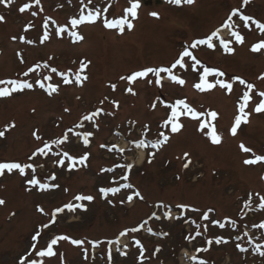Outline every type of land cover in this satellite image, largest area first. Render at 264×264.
I'll use <instances>...</instances> for the list:
<instances>
[{
  "label": "rangeland",
  "instance_id": "rangeland-1",
  "mask_svg": "<svg viewBox=\"0 0 264 264\" xmlns=\"http://www.w3.org/2000/svg\"><path fill=\"white\" fill-rule=\"evenodd\" d=\"M24 3L33 7L20 13L18 9ZM141 5L138 19L132 21L133 29L128 30L125 25L121 33L119 27L106 28L104 20L122 18L130 7L129 0H40L39 5L35 0H15L9 7L0 4V15L4 17L0 22V80H26L34 85L33 89L0 98V131L5 132L0 138V162L29 163L35 168V172L26 169L24 176L15 170L0 175V199L5 201L0 205V264H20L25 257V264H32L33 260L37 264H109V250L111 264H197L199 260L206 264H264V256L256 250V245L264 246V229L254 227L264 222V209L257 207L256 196H264V162L243 163L253 158V153L264 156V113L254 111L261 99L256 93L264 92V79L259 78L264 76V49L256 53L250 50L253 44L264 40V33L251 21L246 28L239 16L233 17L235 30L245 37L244 44L236 43L229 35L225 41H231V53L225 52L219 39L213 40L214 49L206 45L191 49L200 64L194 70L192 60L185 58L186 69H174L173 74L185 80L182 86L168 84L164 80L168 78L166 73L161 74L162 87L155 85L151 74L131 85L121 79L147 67H170L186 45L222 28L233 9L264 23V0H250L247 5L243 0H194L191 5L182 2L180 6L168 0H141ZM89 12L100 13L96 23L71 27L72 18ZM152 12L158 13V18L151 16ZM28 24L33 27L25 32ZM59 27L68 31L57 35ZM45 31L50 38L41 43ZM72 31L84 39L74 41ZM21 36L30 42H21ZM81 61L88 65L84 72L88 79L82 86L64 84L60 74L71 78L80 69ZM204 67L223 71L224 77L211 76L208 80L232 82L231 93L219 86L197 90L194 85L199 83ZM32 68L34 72L30 71ZM52 68L57 71L53 73ZM25 72L29 75L25 76ZM45 76L52 79L45 80ZM235 77L255 87L245 109L250 114L249 121L242 123L237 135L232 136L230 129L246 90ZM37 80L45 86H58V91L49 95L36 84ZM129 87L135 95L127 91ZM181 99L204 113L201 119L215 125L222 137L220 144H212L208 130L201 132L200 120L190 116L180 117L183 127L179 132L162 127L171 111L164 105ZM97 109L103 110L99 117L93 121L83 119ZM209 111L218 113L215 120L207 116ZM33 132L41 139H35ZM161 132L169 140L162 149L154 151L149 144L160 140ZM85 133H92L87 146L83 143ZM65 135L67 142L53 144L47 155L34 156L45 142L51 144ZM140 140H145L148 147L138 163L137 151L141 150L135 143ZM241 144L252 152H243ZM113 145L128 148V152L121 153ZM63 152L74 158L90 155L85 165L70 170V161L58 155ZM185 153L192 161L187 169L183 168ZM60 159L65 160L64 166L57 163ZM130 162V173L117 167ZM124 174L129 175L127 183L133 185L132 189L122 187L126 183L121 180ZM33 177L41 184L58 187L42 190L39 185L28 183ZM113 187L120 188L115 195L100 192L101 188ZM134 191H139L143 200L134 198L128 203L127 197ZM250 193L252 206L246 209L244 203ZM77 195L94 199L76 201ZM69 203L83 204L87 210L65 208L52 223L55 209ZM166 213H171L172 218H167ZM204 213H208V221L202 219ZM221 223L223 228L219 227ZM45 224L50 227L43 228ZM141 224L144 227L139 231L120 236ZM38 231L40 238L33 241ZM59 235L83 240L84 244L60 241L54 246L53 257L41 258L33 251L34 243L37 250H43ZM217 237L229 242L216 244ZM116 240L119 244H109ZM208 240L213 241L212 245H208ZM136 241L140 242L139 247ZM237 245L247 251L241 252ZM205 248L207 251H198ZM260 250L264 251V247Z\"/></svg>",
  "mask_w": 264,
  "mask_h": 264
},
{
  "label": "snow or ice",
  "instance_id": "snow-or-ice-1",
  "mask_svg": "<svg viewBox=\"0 0 264 264\" xmlns=\"http://www.w3.org/2000/svg\"><path fill=\"white\" fill-rule=\"evenodd\" d=\"M186 3L188 5H191L194 3V0H168V3H172V4H176V5H180L181 3ZM250 2V0H243V4L247 5ZM13 3H15V0H0V4H3L4 7H9L10 5H12ZM35 4L39 5L40 4V0H35ZM129 4L130 7H127L124 10V15L122 18L118 19V20H112V21H108L107 19L104 20V26L106 28H113V27H119L121 33L124 30V26H127L128 30H132L134 27V24L132 23V21L138 19V10L139 8L142 6L141 5V0H129ZM33 5L31 3H24L21 7H19L18 11L20 13H25L27 12L30 8H32ZM32 15L35 16L36 12L33 11ZM151 16L158 18V13L156 12H152L150 13ZM239 16V19L241 21H243L244 23V27H249V21H251V24L255 25L256 29H258L261 33H264V23L250 17L247 15H243L241 14L239 9H233L231 11V14L228 16L227 20L223 23L222 28H218L216 31L212 32L211 35L207 36V38L205 39H197L194 40L190 45H186L183 49V51L179 54L178 59H176V61L170 66V67H147L144 68L142 70H138V71H134L133 73H131L130 75H128L127 77H121V79H126L128 84H134L136 81L138 80H144L147 79L149 77V74H151L153 77H155L154 83L156 86H160L162 87V73H166L168 75V78L175 83L180 84L181 86L185 84V80L177 77L176 75H174V69L177 68V66H179L182 69H186L187 65H186V61L185 58H190L193 62V69H195V65H199L200 61L193 55L191 49H196L198 46H203L206 45L209 49H214L215 48V44L213 43L214 39H219L220 42V46L223 47V49L225 50V52L231 53L233 52V48L230 47L231 41H225L222 38H220V32L222 29H228L231 32V36L234 38V41L238 44H244L245 42V37L237 30H235V25L233 23L232 18ZM130 17V19H129ZM100 18V13L96 12V13H92L89 12L87 15H83L81 14L79 16V18H72L69 21V24L71 25V27L73 29L77 28L79 25L85 24V23H89V24H94L96 23V21ZM4 21V17L2 15H0V22ZM33 27L32 24H28L25 26L24 31L27 32L29 31V29H31ZM45 29H47V23H45L44 25ZM66 31H68V29L66 27H59L57 29V35L63 34ZM71 35L74 37V41H82L84 39V37L80 34H78L75 31L71 32ZM50 38V33L48 31H45L40 42L43 43L44 41L49 40ZM15 39V38H14ZM21 42H30V41H25V37L21 36L20 37ZM262 49H264V40L255 43L252 45L251 47V51L256 53V52H260ZM21 62H23V60L21 59ZM87 63H85L84 61H81L80 64V69L75 72L74 74H72L71 78L69 77L68 74H64L61 73L60 75L63 77V83L64 84H71V83H76L78 86H82V83L84 81H86L88 79L87 75L84 74L85 69L87 68ZM37 67H39V65H37ZM45 68L48 67L47 64L44 65ZM30 71L34 72L35 68L30 69ZM51 71L53 73H55L57 71L56 68H52ZM25 76L29 75V72H25L24 73ZM209 76H214V77H224L225 73L223 71H219L216 69H211L208 67H204L203 68V72L200 75V80L199 83H196L194 85V87L203 92V91H208V90H212L214 88H216L217 86H219L221 89H226L228 91V93H231L232 89H233V83L226 81V80H222V79H216L215 82H209L208 78ZM260 79H264V76L259 77ZM45 80H51L52 77L50 76H45L44 77ZM235 80L239 81L240 85H243L244 88L246 89L243 92V95L241 97V102L239 103L238 106V114L236 115L235 119H234V124L230 129V133L232 136H236L237 135V131L238 129L241 127L242 123H248L249 121V113L245 111L246 107L248 106V104L250 103V101L252 100V92L254 89V85L252 83H249L247 81H245L244 79L240 78V77H235ZM148 83H153L152 80H148ZM36 84H38V86L41 89H45L47 91V93L49 95H52L53 93H56L58 91V86L53 85L51 83H49L47 86H45V84L40 81L37 80ZM0 85H5L4 87H0V98L3 97H10L12 96L13 93H17V92H22L25 89H33L34 85L33 83H30L28 81H21V80H15V79H9V80H0ZM113 88V90H115V85L111 86ZM127 91L133 95H135V92L133 91V89L131 87H129L127 89ZM257 96L261 97V99L259 100L258 104L255 106L254 111L256 113H264V92H257L256 93ZM159 99V98H157ZM115 104L116 107H118V103L113 102ZM155 104L152 105L153 108H155ZM165 107L170 108V114L168 116V118L164 121L162 127H170V131L172 133H176L179 132L182 127L183 124L180 123V117L181 116H190L192 119L194 120H200V124H199V130L201 132H204L205 129H207V135L211 141L212 144L214 145H218L222 142V137L218 134L216 127L214 124L211 123L210 120L207 119H201L202 116H204V113H200L197 112L194 108H192L191 106H189V104H187L185 102V100H177L175 101L174 104H166L164 105ZM65 111H68L67 109H65ZM102 109H97L95 111H93L92 113H90L89 115H86L83 117L84 120L86 121H93L94 118L99 117L102 114ZM207 116L211 117V120H215L218 116V113L215 111H209L207 113ZM12 127H14V125H12ZM77 127H82V124H78ZM147 129L148 126L145 125V135H147ZM71 131V129L69 130ZM5 135L4 131H0V138H2ZM92 133H85L83 135V143L85 146H87L90 142L89 138L91 137ZM118 135V133H117ZM33 136L35 137V139L40 140L41 137L36 133L33 132ZM160 136L163 138L162 140H158L157 142L153 143L151 145L152 148H157L159 145L167 143V141L169 140V137L167 135H165L164 132L160 133ZM68 137L67 135L63 136V138L61 139H56L54 141H52L51 144H49L48 142H45L43 147H40L37 150V153H34V156L36 154L39 155H47L48 151H51L52 145H56L59 146L65 142H67ZM101 147H105L104 145H101ZM135 147L136 148H145L148 147L147 143L145 142V140H140L138 142L135 143ZM112 148H116L117 151H120L121 153L124 151L123 149H119L117 148V146L113 145ZM240 148L242 149L243 152L245 153H251L252 149L245 147L243 144L240 145ZM47 150V151H46ZM112 149H109V151H111ZM58 155H62L64 158H66L68 161H70V165H69V169L71 170L72 168H75L76 165H85L86 161L89 159V153H85L83 156L79 157V158H74L71 155H69V153L67 152H63L62 154H58ZM150 155H154V153L150 154ZM31 158V157H30ZM184 159H185V163L183 164V168L187 169L192 161L189 158V154L185 153L184 154ZM264 162V156L261 155H255L253 153V158L250 159H245L243 161V163L245 165H255L257 163H262ZM57 163L60 166H64L65 160L64 159H60L57 161ZM149 163H151V159H149ZM117 167H123L127 169V172L130 173L131 169L133 167V165L128 164V165H117ZM26 169H31L32 172H35V168L32 164L29 163H19V162H0V175H3L5 173V171H7L8 173L15 171H18L19 174L21 176H24L26 174ZM56 176L55 174L52 175L51 180H55ZM121 180L126 181V183H124L122 185L123 188L125 189H132L133 185L131 183H127V181L129 180V175L128 174H124L121 176ZM28 183L32 186H37L39 185V187L42 190L48 189L49 187H58V185H49V184H41L35 177L31 178L28 180ZM120 191L119 187H113V188H101L100 192L103 194H107L109 192H111L113 195H115L116 193H118ZM256 196L259 198V203L257 205V207L259 209H264V196L260 195L259 193L256 194ZM134 198H139L141 200H143V196L139 191H134L131 195H129L127 197V202L131 203L133 201ZM94 199V197L92 196H85V195H77L75 197L76 201H89L91 202ZM5 201L0 199V205H4ZM252 206V194H249V199L248 201H246L244 203V208L246 209H250ZM177 207H180L182 209L187 210L188 206L187 205H178ZM67 208L68 211H75L76 208H80L81 210L86 211L87 209L84 207L83 204H72L69 203L67 205H65L62 208H57L55 209V211L53 212L52 216V223H55V217L58 213H61L64 211V209ZM38 211L43 212V209H38ZM191 211H197V209H191ZM211 211V210H209ZM167 218L171 219V213H166ZM157 219H159V217H156ZM178 219L180 217H177ZM202 219L205 221L209 220V216L208 213H204L202 216ZM144 223H147V221H145ZM225 225L223 223L219 224L220 228H223ZM43 228H48L50 227L49 224H45L42 226ZM144 225L141 224L138 227H133L130 229H127L124 232L120 233L121 237L127 236L129 232H137L139 231L141 228H143ZM254 227L259 228V229H264V222L258 224V225H254ZM149 232H151V229H148ZM205 231H207V226H205ZM201 233L199 231L196 232V236H199ZM41 233L38 231L33 237V241H38L40 238ZM164 235H167L166 233ZM245 235H247V232H245ZM192 239H195V237H192ZM65 240H70V242L74 245L77 246H81L84 244L83 240H76V239H71L70 237L66 236V235H59L56 236L55 238L51 239L50 242L47 244L46 248H44L43 250H37V246L34 243L32 245V249L33 251L36 252V255L43 258V257H53L56 255V252L54 251V246L58 244V242L60 241H65ZM228 240H225L223 237H217L215 239V243L216 244H221V243H228ZM136 245L139 247L140 246V242L136 241L135 242ZM208 245H212L213 241L212 240H208L207 241ZM109 244H119V240L116 241H109ZM95 243H93V247H95ZM237 247L240 249L241 252H245L247 251L246 248H242L240 247V245H237ZM261 245H256V250L259 252V254L261 256H264V251H261ZM119 251V249H118ZM198 251H207V249H198ZM121 255H125L126 253L121 252ZM29 255H31V253H29ZM27 259V257H25L24 259L20 260V264H25V260ZM108 260H109V264H111V260H112V255H111V251L109 250L108 253ZM193 261H196V257H192ZM32 264H37V262L35 260L32 261ZM197 264H206L205 261L203 260H199L197 261Z\"/></svg>",
  "mask_w": 264,
  "mask_h": 264
},
{
  "label": "bare ground",
  "instance_id": "bare-ground-1",
  "mask_svg": "<svg viewBox=\"0 0 264 264\" xmlns=\"http://www.w3.org/2000/svg\"><path fill=\"white\" fill-rule=\"evenodd\" d=\"M227 35H228L227 31H222V36L226 37ZM122 145H124V144H122ZM143 157H144V153L140 151L138 153V158H139L138 163H140L143 160Z\"/></svg>",
  "mask_w": 264,
  "mask_h": 264
}]
</instances>
